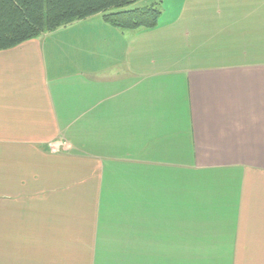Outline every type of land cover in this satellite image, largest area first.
Listing matches in <instances>:
<instances>
[{
    "label": "crops",
    "instance_id": "0c3cea01",
    "mask_svg": "<svg viewBox=\"0 0 264 264\" xmlns=\"http://www.w3.org/2000/svg\"><path fill=\"white\" fill-rule=\"evenodd\" d=\"M149 2L0 51V264H264V0Z\"/></svg>",
    "mask_w": 264,
    "mask_h": 264
},
{
    "label": "trees",
    "instance_id": "16d2710c",
    "mask_svg": "<svg viewBox=\"0 0 264 264\" xmlns=\"http://www.w3.org/2000/svg\"><path fill=\"white\" fill-rule=\"evenodd\" d=\"M140 0H0V51L44 33L102 14L120 29H152L161 14L158 4L126 9Z\"/></svg>",
    "mask_w": 264,
    "mask_h": 264
},
{
    "label": "rangeland",
    "instance_id": "374dc122",
    "mask_svg": "<svg viewBox=\"0 0 264 264\" xmlns=\"http://www.w3.org/2000/svg\"><path fill=\"white\" fill-rule=\"evenodd\" d=\"M148 1H150V0H142V2H136V3L132 4V5H130V6H129L128 8H126V9H133V8H135V7H138V6H142V4L145 5V6H147V5H152V4H150V2L148 3ZM156 4H157V3H156ZM158 8L160 9L161 7L159 6ZM58 31H59V33H60L61 29H58L57 32H58ZM61 32L63 33V32H65V31L62 30ZM66 32H68V31H66Z\"/></svg>",
    "mask_w": 264,
    "mask_h": 264
}]
</instances>
